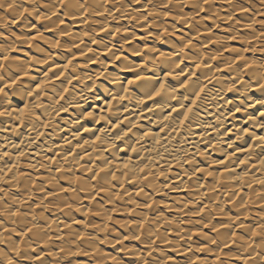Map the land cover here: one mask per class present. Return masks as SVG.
<instances>
[{"label":"bare ground","instance_id":"obj_1","mask_svg":"<svg viewBox=\"0 0 264 264\" xmlns=\"http://www.w3.org/2000/svg\"><path fill=\"white\" fill-rule=\"evenodd\" d=\"M246 1L0 9V75L19 78L0 95V264H264V104L246 107L264 89L245 87L264 20ZM169 54L175 72L145 63Z\"/></svg>","mask_w":264,"mask_h":264},{"label":"clouds","instance_id":"obj_2","mask_svg":"<svg viewBox=\"0 0 264 264\" xmlns=\"http://www.w3.org/2000/svg\"><path fill=\"white\" fill-rule=\"evenodd\" d=\"M37 0H30V3H36ZM66 2V0H65ZM149 2L151 3L152 0H149ZM169 2H172V0H169ZM177 3H196V0H176ZM20 6V0H0V9H5V10H10L13 13H17V9ZM22 14V13H21ZM47 18V17H46ZM8 26V20L4 17L3 14H0V27H7ZM0 36H3V33H0ZM148 51L150 52H154L156 51L155 49H149ZM180 52H183V49H180ZM134 54H140V53H134ZM5 59H7V57H5ZM149 60L152 61L153 65H158L160 64L162 61H168L170 62L171 66H172V72H175V68L178 67L177 62L174 60L172 55H165L162 56L160 60H157L153 57H146L145 58V63H147ZM37 62H41V61H37ZM4 65L0 64V69H3ZM25 73H26V69H25ZM171 74V73H170ZM176 78L179 79V77L182 75V73H175ZM239 78V77H238ZM18 77L17 78H13L11 76L8 77V79L6 80L4 75H0V81L4 82L3 86H0V95H7V93H5L4 88L5 87H10L12 84H16L18 81ZM138 79H140V77H138ZM211 82V81H209ZM195 87L202 91L204 88L207 87L206 84H200L198 82H192ZM257 86L260 87L262 89H264V64H261L258 66V71L256 76L253 79V82L251 83H246L245 87L247 89H251L252 87ZM231 87H235V84L233 83L231 85ZM160 91H167L168 94V99L169 100H178L179 97L176 95L177 92V88L173 87L170 90H165L164 88H160ZM157 93V92H156ZM28 95H30V93H28ZM129 98H131V94L128 93ZM123 97H120L119 99H122ZM145 98H151V93L150 92H146L145 93ZM184 99H187V97H185ZM219 99V93H217L215 96H212L210 99V102L212 100H217ZM138 103H143L142 100H139ZM241 103H243V101H241ZM255 103H262L264 104V100L262 101H253L251 104L247 105L246 107H252L255 105ZM35 106H39V105H33ZM53 110L55 111L56 109L53 108ZM239 110V109H238ZM246 110V108H245ZM0 114H7V115H11L10 112H8L7 110H5L3 113ZM262 127H264V125H261Z\"/></svg>","mask_w":264,"mask_h":264},{"label":"rangeland","instance_id":"obj_3","mask_svg":"<svg viewBox=\"0 0 264 264\" xmlns=\"http://www.w3.org/2000/svg\"><path fill=\"white\" fill-rule=\"evenodd\" d=\"M236 1H239V0H236ZM249 2H252V3L255 2V4L257 5L256 7H252L253 8V9H251L252 13L254 15H256L257 18L264 20V5H262L260 8L259 7L260 3L258 2V0H247L245 3L250 4ZM242 3H243V1L242 2L240 1V4H242ZM252 3L250 5H252ZM257 8H260V9H257ZM259 28H261V26L256 27V29H259Z\"/></svg>","mask_w":264,"mask_h":264},{"label":"snow or ice","instance_id":"obj_4","mask_svg":"<svg viewBox=\"0 0 264 264\" xmlns=\"http://www.w3.org/2000/svg\"><path fill=\"white\" fill-rule=\"evenodd\" d=\"M161 88H163V85H161ZM156 95H159V91L156 93ZM188 111L190 112L191 109H188Z\"/></svg>","mask_w":264,"mask_h":264}]
</instances>
